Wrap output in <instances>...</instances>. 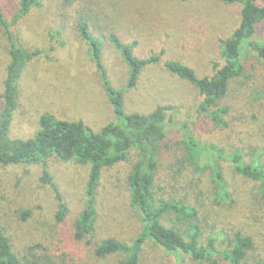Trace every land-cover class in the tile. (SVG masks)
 Segmentation results:
<instances>
[{
  "label": "rangeland",
  "instance_id": "374dc122",
  "mask_svg": "<svg viewBox=\"0 0 264 264\" xmlns=\"http://www.w3.org/2000/svg\"><path fill=\"white\" fill-rule=\"evenodd\" d=\"M18 0H0V10L11 22ZM83 18L91 21L90 30L99 38L102 58L110 86L122 92L125 114L147 115L157 107H172L174 119L189 122L203 144L242 147L241 142H228L239 130L248 128L253 134L250 144L264 147V64L252 52L244 60L246 75L233 82L234 87L221 102L229 106L235 130L213 125L197 111L198 96L185 81L171 75L162 63L145 68L138 86L128 89L130 71L122 54L109 35L116 33L130 44L136 36L139 47L135 56L147 58L167 50L165 60H181L193 68L198 76L212 74L214 63L220 61L221 41L238 27L240 7L226 6L213 1L180 3L175 0H75L64 10L58 0H42L41 8L21 19L14 33L23 45L33 52L40 51L26 67L19 83V107L14 114L11 134L14 138L30 139L39 131L43 115L57 119L82 121L99 132L108 124L120 125L107 95L101 75L92 60L90 49L77 32L76 23ZM95 28V29H94ZM135 37V38H136ZM257 41H264V24L259 27ZM187 44V46H185ZM8 42L0 26V112L4 90L5 70L9 62ZM224 130V131H223ZM178 126L170 131L169 146L181 140ZM260 134V136H257ZM258 147V148H259ZM178 158L172 153L160 159L159 175L154 188L157 201H182L200 211L198 222L203 231L202 241L214 233H226L230 238L242 231L255 239V252L250 261H264V228L249 220L251 206L245 196L220 202L213 184L211 165L203 158L202 170L184 175L177 169L191 168L184 159L174 175L169 163ZM132 161V160H131ZM129 162L103 170L97 192L98 220L95 236L90 240L76 239V223L86 207V189L90 165L62 162L55 157L42 164L12 166L0 169V228L11 239L18 254L51 259L56 264H121L123 255L97 258L98 245L108 238L129 242L141 230L139 214L132 207L127 177ZM164 162V163H163ZM230 191L249 190L229 164L222 166ZM47 169L67 206V215L57 220L60 200L54 190L41 178ZM183 177V178H182ZM178 178V179H177ZM30 212L25 219V214ZM167 217L163 223L186 234L189 222ZM260 234H259V233ZM260 236V237H259ZM259 237V238H258ZM225 247L226 244H220ZM144 264H176L149 243ZM182 264H198L185 258Z\"/></svg>",
  "mask_w": 264,
  "mask_h": 264
},
{
  "label": "trees",
  "instance_id": "16d2710c",
  "mask_svg": "<svg viewBox=\"0 0 264 264\" xmlns=\"http://www.w3.org/2000/svg\"><path fill=\"white\" fill-rule=\"evenodd\" d=\"M60 6L67 10L75 0H58ZM180 3L193 1H213L226 6L240 7L238 27L225 40L221 41L220 61L214 63L212 74L203 77L181 60H163L167 50H161L147 58L135 56L139 47L137 37L130 44H125L123 38L114 32L109 35L113 46L121 52L127 64L130 76L127 88L138 86L146 67L161 64L167 72L188 83L197 93V111L211 120L213 125L228 129L227 135L235 130L234 117L230 107H221V102L234 87L233 82L246 75L244 60L251 53L264 64V41H257L259 27L264 24V0H175ZM42 0H18L14 17L9 22L0 10V26L8 42L9 62L5 70L4 90L2 92V108L0 112V169L12 166L42 164L46 166L48 159L55 157L62 162H76L90 165L89 181L86 189V207L76 223V239L90 240L95 236L98 212L96 208L97 192L100 187L103 170L122 162L131 161L127 185L130 192L132 207L139 214L141 230L129 242L116 238L102 241L96 249L97 258L112 255H123L121 264H144L147 253L145 247L151 243L166 256L171 257L176 264H182L189 258L198 264H264V261H250L255 252V239L242 231L234 234L214 233L206 241L198 222L200 211L182 201H157L154 195L155 184L159 175L160 159L173 153L178 160L169 163L168 170L174 175L180 162L184 159L192 163L191 168L185 166L177 169L178 174L184 175L202 169L203 158L211 165L213 184L216 196L220 202L232 201L234 196H245L250 215L249 220L256 226L264 228V147L250 144L253 134L246 128L239 130L237 138L235 131L229 136L228 142H241L242 147H231L227 152L224 146L203 144L189 122L176 121L171 112L172 107H157L153 112L143 114H125L123 94L110 86L107 70L103 63L102 49L99 38L92 34L89 18L81 17L76 23L80 38L89 46L90 55L94 61L107 95L114 107L115 115L121 124H108L99 132L93 131L82 121L60 120L53 115H43L39 121V131L30 139L14 138L11 125L14 114L19 107V83L23 72L40 51L33 52L26 48L21 39L14 33V27L34 8H41ZM95 29V28H94ZM187 46V44L185 45ZM178 126L182 139L174 146H169L167 140L170 131ZM248 127V128H247ZM264 129V124L261 125ZM224 131V130H223ZM260 136V134H257ZM230 140V141H229ZM259 147V148H258ZM164 163V162H163ZM223 164H229L231 171L238 175L249 190L235 188L231 192L224 175ZM41 178L49 185L60 201L57 215L59 222L67 215V206L53 183L47 169L43 170ZM183 178V177H182ZM178 179V178H177ZM30 212L25 214V219ZM174 216L178 220H193L189 222L186 234L174 228L167 227L163 221ZM259 233V232H258ZM260 234V233H259ZM264 239V233L261 235ZM260 237V236H259ZM258 237V238H259ZM220 244H226L225 247ZM264 245V244H263ZM0 264H56L51 259L18 254L11 239L0 228Z\"/></svg>",
  "mask_w": 264,
  "mask_h": 264
}]
</instances>
